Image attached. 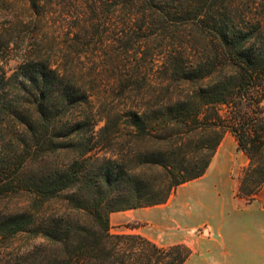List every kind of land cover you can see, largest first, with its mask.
Segmentation results:
<instances>
[{
    "label": "trees",
    "instance_id": "1",
    "mask_svg": "<svg viewBox=\"0 0 264 264\" xmlns=\"http://www.w3.org/2000/svg\"><path fill=\"white\" fill-rule=\"evenodd\" d=\"M26 1L64 31L71 55L27 59L9 77L0 69V200L26 201L0 209V264L21 236L44 243L18 264H186L188 246L114 235L111 215L167 203L206 174L226 133L249 160L237 197L256 199L264 0ZM95 54L115 73L76 72Z\"/></svg>",
    "mask_w": 264,
    "mask_h": 264
},
{
    "label": "rangeland",
    "instance_id": "2",
    "mask_svg": "<svg viewBox=\"0 0 264 264\" xmlns=\"http://www.w3.org/2000/svg\"><path fill=\"white\" fill-rule=\"evenodd\" d=\"M247 3L256 6L261 4V0H247ZM257 7H260V5ZM66 42L64 31L59 26H55L48 20L35 15L26 0H0V69L8 77L14 74L18 70L19 65L27 59L38 57L51 63H63L64 65L65 57L71 55ZM157 44L154 43L149 49L143 48L141 51L146 50L148 52L151 49H157ZM152 53H156V51ZM75 57L76 59L74 60L76 61L79 57ZM97 58H104V56L95 54L93 58L82 57L80 62L83 63L81 71L76 70V72L84 74L97 67V73L102 76L110 77L115 73L112 67L100 69L99 64H97ZM102 84V82H98V85ZM102 87L98 92H107L109 90L107 86ZM234 139L230 133H226L221 144L225 146L229 141L234 142ZM247 165L239 170H234L238 183L241 171ZM184 185L177 188L167 203L161 206L164 209L161 214L151 212L154 207L115 213L113 216L115 218L111 221V233L114 235H129L138 231L144 235L143 237L159 246L170 247L178 244L188 246L185 238L202 236L203 229L200 228L187 235L182 226L174 220L175 213L179 214L183 209V202H180L177 197L180 193L184 195L195 188L191 186L184 189ZM24 203H26L24 200L7 197L0 200V209L13 210L23 206ZM59 209L60 203L57 202L47 206L49 213H54ZM145 212L149 213L150 217L147 218L148 220L137 218V213ZM43 243L42 239H34L30 236H21L17 240L9 241L2 251L1 261H7L9 264H18V261L14 260V256L18 252L36 250Z\"/></svg>",
    "mask_w": 264,
    "mask_h": 264
},
{
    "label": "crops",
    "instance_id": "3",
    "mask_svg": "<svg viewBox=\"0 0 264 264\" xmlns=\"http://www.w3.org/2000/svg\"><path fill=\"white\" fill-rule=\"evenodd\" d=\"M233 141L221 144L206 174L184 185V189L195 188L177 197L183 209L175 213L174 220L187 235L203 229L202 236L185 238L192 250L186 264H264V185L251 203L237 197L234 170L249 160ZM161 206L151 212L161 214ZM148 214L136 216L146 220ZM135 234L144 236L138 231Z\"/></svg>",
    "mask_w": 264,
    "mask_h": 264
}]
</instances>
